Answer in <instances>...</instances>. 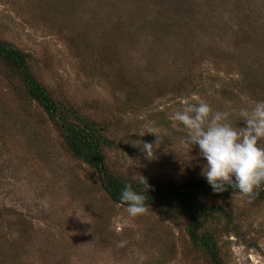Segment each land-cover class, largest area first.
Segmentation results:
<instances>
[{
    "label": "rangeland",
    "instance_id": "rangeland-1",
    "mask_svg": "<svg viewBox=\"0 0 264 264\" xmlns=\"http://www.w3.org/2000/svg\"><path fill=\"white\" fill-rule=\"evenodd\" d=\"M0 40L53 101L103 130L107 169L134 182L207 181L175 110L203 101L243 126L239 110L264 100V0H0ZM150 124L151 160L134 146L155 144L141 137ZM205 204L224 213L198 228L222 264H264V199ZM186 226L177 211L132 217L112 203L0 67V264H210Z\"/></svg>",
    "mask_w": 264,
    "mask_h": 264
},
{
    "label": "trees",
    "instance_id": "trees-1",
    "mask_svg": "<svg viewBox=\"0 0 264 264\" xmlns=\"http://www.w3.org/2000/svg\"><path fill=\"white\" fill-rule=\"evenodd\" d=\"M27 58L25 53L0 40V67L22 85L26 98L45 112L59 132L66 151L97 173L99 185L108 199L116 205L126 207L120 202V194L125 184L131 183L135 190L148 198L147 209L172 210L184 215L187 218L186 232L191 244L204 253L210 264H222L214 235L209 232L199 233L198 228L202 221L222 217L224 213L219 206H208L205 202H220L233 195L258 202L264 199V184L249 197L230 187L226 191L215 193L208 182L202 180H190L179 185L157 184L154 181L140 184L110 173L105 165L103 149L112 148L114 143L101 135L103 130L95 122L78 118L70 107L53 101L31 74Z\"/></svg>",
    "mask_w": 264,
    "mask_h": 264
},
{
    "label": "clouds",
    "instance_id": "clouds-1",
    "mask_svg": "<svg viewBox=\"0 0 264 264\" xmlns=\"http://www.w3.org/2000/svg\"><path fill=\"white\" fill-rule=\"evenodd\" d=\"M229 115L214 111L209 104L200 101L182 106L170 118L186 129L182 142L199 148L200 157L206 161L202 175L215 193L230 187L251 197L264 184V100L254 101L250 108L239 110L238 117L243 126L231 123ZM159 133L160 128L150 124L141 137L153 135L155 144L134 142L149 160L155 158ZM145 180L140 175L138 182L143 184ZM147 199L131 183L125 184L120 194V202L126 205V211L132 217L147 211ZM125 244L126 241H119L117 247Z\"/></svg>",
    "mask_w": 264,
    "mask_h": 264
}]
</instances>
